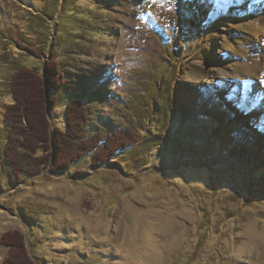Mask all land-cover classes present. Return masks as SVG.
Listing matches in <instances>:
<instances>
[{"label": "rangeland", "instance_id": "1", "mask_svg": "<svg viewBox=\"0 0 264 264\" xmlns=\"http://www.w3.org/2000/svg\"><path fill=\"white\" fill-rule=\"evenodd\" d=\"M128 2L0 0V264L8 232L37 264H264V12L252 16L256 35L225 23L247 16L244 0H215L206 24L193 0H167L173 38L151 35L161 57L151 67L125 64ZM49 54L65 72L52 127L64 128L65 105L78 99L92 111L82 139L129 128L134 144L108 163L87 155L18 183L4 159L9 82L20 68L41 72ZM251 59L244 83L194 85L211 77L204 68Z\"/></svg>", "mask_w": 264, "mask_h": 264}, {"label": "trees", "instance_id": "2", "mask_svg": "<svg viewBox=\"0 0 264 264\" xmlns=\"http://www.w3.org/2000/svg\"><path fill=\"white\" fill-rule=\"evenodd\" d=\"M64 85V67L54 54H49L41 72L20 68L10 79L9 92L14 103L6 106L3 114L7 132L4 159L18 183L40 173L42 168L54 173L68 172L87 155H91L94 165L108 163L134 144L135 136L129 128L96 131L89 139H82L92 111L78 99L65 105L64 128L52 127L49 113L58 103L53 93ZM38 150L43 155L34 158ZM24 241L18 232L3 235L1 243L8 256L2 264H37L27 253Z\"/></svg>", "mask_w": 264, "mask_h": 264}, {"label": "bare ground", "instance_id": "3", "mask_svg": "<svg viewBox=\"0 0 264 264\" xmlns=\"http://www.w3.org/2000/svg\"><path fill=\"white\" fill-rule=\"evenodd\" d=\"M132 1H133L132 4L128 2L127 4L128 12L126 11V16H127L126 20L128 21V23L126 24L130 25L129 27L131 29L129 30L121 29L120 30L121 34L119 35L121 38L122 37L125 38L126 40L125 46H126V49H128V55H130L127 58L129 62H125V64H128V63L137 64V65L141 64L143 66L147 65V66L154 67L160 61L161 57L159 56V51L154 48L153 46L154 43H152V40L158 41V39L156 37H152L151 35H156V31H159L157 30V28H161L163 29L165 33L164 35L167 38H170V39L173 38L170 32V29L172 27L175 28V26L171 24L173 22L172 20L173 18H172V15L169 14L170 11L166 6H165L166 7L165 9L162 8L163 3L166 2L167 0H148L147 2H145L146 0H143L141 3L135 2L134 0ZM136 1H139V0H136ZM202 1L206 5L203 4ZM214 1L215 0H193V2H195V7L197 11L201 15L203 14L202 15L203 24L210 23L218 15V13L215 14V12L212 10L214 6ZM231 1L234 2L235 0H231ZM244 1L245 3L243 4V6L238 7V11H242L243 8H245V10H247V16H245L243 20H238V21L227 19L225 23L229 27L235 24L236 27L240 29V31L244 30V26L245 27L251 26L252 28L249 27V29L251 28L252 30H255L254 33L258 35L257 33L260 32V31L258 32L259 27L256 25L254 26V23H252V16L254 15V13L257 14L258 11L264 12V0H244ZM234 8H235L234 6H231V9L234 10ZM250 12H252L253 14L251 15ZM262 17L264 18V15ZM141 23L144 25H142ZM216 36H220L219 39H224L223 34L216 35ZM215 45L219 46L218 50L216 49V53L222 56L224 54V53L220 54V49L222 50V42L220 43L217 41ZM249 61L250 62L246 65L244 64L226 65V67L227 66L230 67V68L224 69L225 71H228V73L227 72L224 73L225 71L223 72L222 70H220L219 67L217 66L214 67V65H212V67L210 66L208 68H204L202 70H205V77L207 75H210L211 77L200 80V81L196 80L194 81V85H198L202 82L205 84H207L208 82H209L208 84H212L215 79L221 78V79L227 80L226 83L228 84L227 86L229 88H233L236 85V81H242L241 83H244L247 81L246 77H249V75H252L256 72V67L254 66L257 65V61L254 59L253 60L251 59ZM120 64L121 63H116L114 64V66H117ZM197 65L200 67L199 64ZM220 71H222V73ZM197 72L200 73L201 72L200 69L197 68ZM231 80H234L235 82H229ZM236 88L239 90L241 95H243V93L244 94L246 93L245 91L246 87H244L243 84L242 86L240 85L236 86ZM226 93L227 92H224V94L223 93H219V94H223L224 96ZM198 100H199V96L194 95L189 99V102L191 103L193 101L198 102ZM238 121L243 124L248 123V121L243 118H239ZM256 261L257 260L253 258L250 259V257L248 259L249 264H257L258 262L256 263Z\"/></svg>", "mask_w": 264, "mask_h": 264}, {"label": "crops", "instance_id": "4", "mask_svg": "<svg viewBox=\"0 0 264 264\" xmlns=\"http://www.w3.org/2000/svg\"><path fill=\"white\" fill-rule=\"evenodd\" d=\"M29 220L31 221V218H28V219H27V221H29ZM29 223H30V222H29ZM25 224H26V223H25ZM4 252H5V251H4Z\"/></svg>", "mask_w": 264, "mask_h": 264}]
</instances>
